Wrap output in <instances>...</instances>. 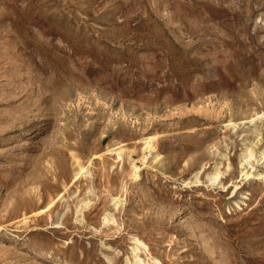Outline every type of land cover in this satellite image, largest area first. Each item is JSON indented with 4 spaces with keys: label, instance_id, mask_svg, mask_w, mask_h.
I'll return each mask as SVG.
<instances>
[{
    "label": "rangeland",
    "instance_id": "1",
    "mask_svg": "<svg viewBox=\"0 0 264 264\" xmlns=\"http://www.w3.org/2000/svg\"><path fill=\"white\" fill-rule=\"evenodd\" d=\"M263 151L264 0H0V264H264Z\"/></svg>",
    "mask_w": 264,
    "mask_h": 264
},
{
    "label": "bare ground",
    "instance_id": "2",
    "mask_svg": "<svg viewBox=\"0 0 264 264\" xmlns=\"http://www.w3.org/2000/svg\"><path fill=\"white\" fill-rule=\"evenodd\" d=\"M263 152H264V151H263ZM251 155L253 156L252 151H249L248 153L245 154L244 159H246V161H244V163L248 161V160H247L248 157H250V158L252 157ZM262 155H263V154H262ZM242 159H243V158H242ZM249 161H250V160H249ZM244 163L241 164V165L244 166ZM246 164H247V163H246ZM248 164H249V162H248ZM248 164H247V165H248ZM252 167H253V166H252ZM82 168H83V167H82ZM82 168H81V169H82ZM244 169H245V166H244L242 172H244V174H245L246 176L250 175V172L248 173V172H247L246 170H244ZM242 172H241V173H242ZM78 173H80V172H78ZM78 173H77V174H78ZM242 174H243V173H242ZM245 175H243V176H245ZM77 176H78V175H77ZM219 176H220V172H216V173H213V174L210 175V179H212V180L215 181V180H217V179L219 178ZM246 176H245V177H246ZM75 177H76V176H75ZM108 220H110V219H108ZM106 221H107V219H106ZM138 242H139V241H138ZM139 243H141V242H139ZM144 246H145V245H144ZM136 257H137V255H136ZM138 259H140V258L138 257ZM138 259H137V260H138ZM142 262H143V261H142ZM140 263H141V260H140Z\"/></svg>",
    "mask_w": 264,
    "mask_h": 264
}]
</instances>
